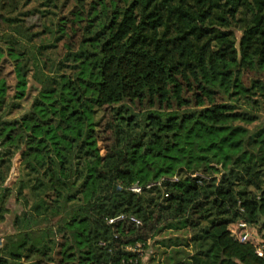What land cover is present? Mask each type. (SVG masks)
<instances>
[{"label":"trees","instance_id":"16d2710c","mask_svg":"<svg viewBox=\"0 0 264 264\" xmlns=\"http://www.w3.org/2000/svg\"><path fill=\"white\" fill-rule=\"evenodd\" d=\"M7 63L0 264H249L213 228L264 220V0H0Z\"/></svg>","mask_w":264,"mask_h":264},{"label":"rangeland","instance_id":"374dc122","mask_svg":"<svg viewBox=\"0 0 264 264\" xmlns=\"http://www.w3.org/2000/svg\"><path fill=\"white\" fill-rule=\"evenodd\" d=\"M0 69L2 70V73L4 75L7 74L10 83L14 84L15 79L11 71V65L9 63H7V65L2 64ZM33 82L34 80L31 78V75H30L27 96L25 97L22 103L23 108L30 106L32 95L33 93H35V89L33 88V84H32ZM261 117L264 118V115H262ZM2 170H3V173L0 172V196L1 197H2L1 193L4 190V188L7 186L10 187L16 177L15 166L13 167L11 172H9L8 174H7V171L9 170L7 168V165L2 166ZM4 178H6L5 181H3ZM5 198H7L5 199L6 201L9 200L15 207L19 205L10 196V193L6 194ZM263 222L264 220L260 217L255 223H252L251 226L250 225L248 226V229L252 234H250V238L247 242H243L241 240L242 231L238 223L222 224V225L216 226L215 228H213V230L217 233L218 239H220V242L226 248V251L230 252L232 251L231 249H233V250L238 251V255L239 254L246 255V259L249 264H264V262H262V259L259 263H256L257 259L254 258L253 256L255 245L259 243L263 239V236H264ZM157 238L161 239L162 237L159 235ZM157 238L155 239L148 238L146 241L147 248L144 247L143 243L139 242L138 248H134V246H128V249L135 251V252H139L142 255L141 264H161L162 262L161 249H160L161 247L159 248L160 243L158 244L156 243L157 240H160V239H157ZM0 240H2V244H3V237H1V235H0Z\"/></svg>","mask_w":264,"mask_h":264},{"label":"built area","instance_id":"2783aa9c","mask_svg":"<svg viewBox=\"0 0 264 264\" xmlns=\"http://www.w3.org/2000/svg\"><path fill=\"white\" fill-rule=\"evenodd\" d=\"M193 176H197V177H207L205 174L201 173V172H195L194 174H192ZM178 178L175 176L173 178V180H177ZM134 190L139 191L140 190V186L135 185L133 187ZM119 220H128L131 222H134L136 224H140L141 220L135 216V215H127V214H120L116 217L113 218H109L108 222L109 223H113ZM239 227L241 228V240L243 242H247L250 238V234H252L249 229H248V223L245 221H240L239 223ZM2 244V240H0V245ZM139 244L134 246V248H138ZM254 255L258 258H263L264 257V239H262L259 243H257L254 247Z\"/></svg>","mask_w":264,"mask_h":264},{"label":"crops","instance_id":"0c3cea01","mask_svg":"<svg viewBox=\"0 0 264 264\" xmlns=\"http://www.w3.org/2000/svg\"><path fill=\"white\" fill-rule=\"evenodd\" d=\"M254 260V259H253Z\"/></svg>","mask_w":264,"mask_h":264}]
</instances>
